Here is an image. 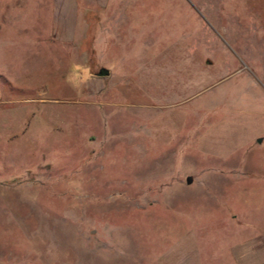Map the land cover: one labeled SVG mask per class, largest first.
<instances>
[{"label": "rangeland", "instance_id": "obj_1", "mask_svg": "<svg viewBox=\"0 0 264 264\" xmlns=\"http://www.w3.org/2000/svg\"><path fill=\"white\" fill-rule=\"evenodd\" d=\"M261 37L264 0H0V264H236Z\"/></svg>", "mask_w": 264, "mask_h": 264}, {"label": "crops", "instance_id": "obj_2", "mask_svg": "<svg viewBox=\"0 0 264 264\" xmlns=\"http://www.w3.org/2000/svg\"><path fill=\"white\" fill-rule=\"evenodd\" d=\"M95 2H106L109 0H94ZM264 43V38L261 37ZM262 225V224H261ZM254 235L246 238L236 246V264H264V218L263 225L252 224Z\"/></svg>", "mask_w": 264, "mask_h": 264}, {"label": "water", "instance_id": "obj_3", "mask_svg": "<svg viewBox=\"0 0 264 264\" xmlns=\"http://www.w3.org/2000/svg\"><path fill=\"white\" fill-rule=\"evenodd\" d=\"M104 72H106V71L103 69V70H101L99 73L102 74V73H104ZM192 182H193L192 178L189 177V178L187 179V184L190 185Z\"/></svg>", "mask_w": 264, "mask_h": 264}, {"label": "clouds", "instance_id": "obj_4", "mask_svg": "<svg viewBox=\"0 0 264 264\" xmlns=\"http://www.w3.org/2000/svg\"><path fill=\"white\" fill-rule=\"evenodd\" d=\"M68 80H69V82H70V77L69 78H67Z\"/></svg>", "mask_w": 264, "mask_h": 264}]
</instances>
